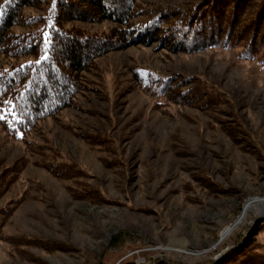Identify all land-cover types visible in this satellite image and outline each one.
<instances>
[{
    "label": "rangeland",
    "instance_id": "obj_1",
    "mask_svg": "<svg viewBox=\"0 0 264 264\" xmlns=\"http://www.w3.org/2000/svg\"><path fill=\"white\" fill-rule=\"evenodd\" d=\"M186 1L138 0L149 11L139 20ZM140 68L199 76L224 101L159 104L138 85ZM83 78L72 106L24 137L0 126V228L14 236L0 241V264H264V205L243 212L264 198L261 58L154 43L104 53ZM60 161L81 170L60 178L45 167Z\"/></svg>",
    "mask_w": 264,
    "mask_h": 264
},
{
    "label": "trees",
    "instance_id": "obj_2",
    "mask_svg": "<svg viewBox=\"0 0 264 264\" xmlns=\"http://www.w3.org/2000/svg\"><path fill=\"white\" fill-rule=\"evenodd\" d=\"M138 5V0H56L55 5L53 0H0V110L10 109L7 119H0L1 128L18 139L41 120L56 118L84 89L83 73L111 50L154 43L185 54L237 47L243 59L264 62V0H190L143 21V12L149 11ZM104 21L113 23L107 31L88 32L74 24ZM45 51L48 58L35 63ZM134 73L159 104L174 101L209 109L224 101L223 91L199 76L177 78L141 68ZM76 166L63 161L45 165L60 178L81 170ZM21 200L13 199L1 215ZM7 239L14 236L0 228V241Z\"/></svg>",
    "mask_w": 264,
    "mask_h": 264
},
{
    "label": "snow or ice",
    "instance_id": "obj_3",
    "mask_svg": "<svg viewBox=\"0 0 264 264\" xmlns=\"http://www.w3.org/2000/svg\"><path fill=\"white\" fill-rule=\"evenodd\" d=\"M55 2H56V0H53V5H55ZM49 35H50L49 32L46 30V31L44 32V37H45V47H46V48H47V46H48V44H49V39H48ZM47 58H48V53H47V51H45L44 55L41 56L40 59L36 60L35 63L39 64L41 60H43V59H47ZM27 63L30 64V63H33V62H32V61H28ZM22 67H23V66H22ZM5 71H7V70H5ZM0 75H3V73H0ZM4 103H5V104H8V105H11V104H12L11 101H5ZM8 111H10V109L0 110V119H5V120H6V119H7L6 112H8ZM11 115L13 116V118H18V117H17V114H16L15 112H11ZM9 123H11V122H9Z\"/></svg>",
    "mask_w": 264,
    "mask_h": 264
},
{
    "label": "bare ground",
    "instance_id": "obj_4",
    "mask_svg": "<svg viewBox=\"0 0 264 264\" xmlns=\"http://www.w3.org/2000/svg\"><path fill=\"white\" fill-rule=\"evenodd\" d=\"M257 202H260L262 203V205H264V198H261V199H256V198H252L250 199L245 205H244V208H243V212L247 211L248 209L251 208L252 204L254 203H257ZM261 213V216L264 215V206L263 208L261 209L260 211ZM242 219V217H240L234 224L230 225L229 227L225 228L222 233H221V236L222 237H225V235L228 234V232L230 231L231 227L236 225L238 222H240Z\"/></svg>",
    "mask_w": 264,
    "mask_h": 264
},
{
    "label": "water",
    "instance_id": "obj_5",
    "mask_svg": "<svg viewBox=\"0 0 264 264\" xmlns=\"http://www.w3.org/2000/svg\"><path fill=\"white\" fill-rule=\"evenodd\" d=\"M257 220H264V215L259 216V217L257 218Z\"/></svg>",
    "mask_w": 264,
    "mask_h": 264
}]
</instances>
